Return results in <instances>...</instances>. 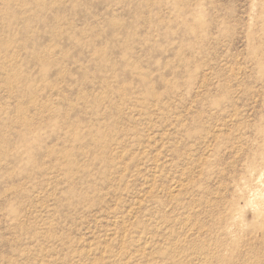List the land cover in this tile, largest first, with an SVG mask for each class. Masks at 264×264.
Masks as SVG:
<instances>
[{
    "label": "rangeland",
    "instance_id": "rangeland-1",
    "mask_svg": "<svg viewBox=\"0 0 264 264\" xmlns=\"http://www.w3.org/2000/svg\"><path fill=\"white\" fill-rule=\"evenodd\" d=\"M0 264H264V0H0Z\"/></svg>",
    "mask_w": 264,
    "mask_h": 264
}]
</instances>
